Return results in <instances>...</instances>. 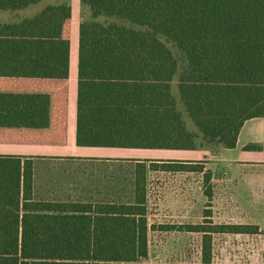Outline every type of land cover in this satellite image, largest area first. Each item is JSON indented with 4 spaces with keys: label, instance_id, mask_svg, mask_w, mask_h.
<instances>
[{
    "label": "trees",
    "instance_id": "obj_1",
    "mask_svg": "<svg viewBox=\"0 0 264 264\" xmlns=\"http://www.w3.org/2000/svg\"><path fill=\"white\" fill-rule=\"evenodd\" d=\"M38 1L0 0V10ZM81 2L95 15L139 28L80 24L76 145L194 148L170 92L176 62L157 35L187 58L179 98L204 137L232 148L243 122L263 115L264 0ZM69 13L66 0L18 23H0V76L66 78L69 40L60 29ZM33 166L30 157L0 155V264H140L147 256V170L203 173L210 180L199 162L137 160L130 204L43 201L33 198ZM186 228L203 232L200 264H211L212 233L257 231Z\"/></svg>",
    "mask_w": 264,
    "mask_h": 264
},
{
    "label": "rangeland",
    "instance_id": "obj_2",
    "mask_svg": "<svg viewBox=\"0 0 264 264\" xmlns=\"http://www.w3.org/2000/svg\"><path fill=\"white\" fill-rule=\"evenodd\" d=\"M68 3L70 6L69 1ZM77 4V21H72L69 13L61 30V35L70 41L72 57L74 51L79 50L81 23L97 22L103 25L117 23L139 28L116 17L95 15L89 4L82 3L81 0H77ZM8 14L10 12L0 11V22L4 21ZM157 37L176 62V71L170 82V92L186 130L193 136L194 148L105 147L118 150V158L93 161L69 156L33 157V198L125 203L130 200L131 182L137 160L199 162L203 165L204 172H210L209 181H205L203 173L151 171L146 174V182L151 204V264H200L201 235L186 234L182 230L183 226L176 222L170 223L187 215L194 224L197 217L198 224L212 227L211 217H219L218 214L222 211L221 205L219 207L218 204L213 203L211 197L205 196V192L212 194L213 180L224 176L223 171L218 172L213 168L212 160L213 150L221 146L203 136L179 98L178 79L180 73L187 68L186 56L173 40L163 35ZM185 191L188 192L186 195ZM254 240L256 237H252L253 245ZM242 245L241 238L214 235L211 242V264H264V251L253 249L248 251ZM139 263L147 264L144 259H140Z\"/></svg>",
    "mask_w": 264,
    "mask_h": 264
},
{
    "label": "crops",
    "instance_id": "obj_3",
    "mask_svg": "<svg viewBox=\"0 0 264 264\" xmlns=\"http://www.w3.org/2000/svg\"><path fill=\"white\" fill-rule=\"evenodd\" d=\"M65 1L40 0L22 9L0 10L10 12L0 23H18L39 13L46 6L60 5ZM67 1L71 6L70 18L72 21H77V0ZM66 21V18H63L60 34ZM77 62L78 52L74 51L73 57L71 56L69 41L66 78L0 76V155L32 159L33 157L69 156L92 161L118 158L119 151L113 148L76 145ZM212 160L213 168L218 172L223 171L224 175L222 178L213 180L212 183L213 203L222 207L219 217H211L212 226L257 227L254 233L219 232L212 233V237L230 235L241 238L242 247L248 251L251 249L264 251V98L263 115L245 120L237 133L235 146L218 147L213 150ZM147 172L151 171L147 170ZM131 183L130 200L125 202L129 204L133 202V177ZM187 193L184 192L185 195ZM149 201L150 194L146 182L147 256L143 259L147 264H151L152 227ZM88 202L105 201L89 200ZM195 220L194 224L190 216L184 215L170 224L176 222L183 226L182 230L186 234H200L202 243L203 232H193L186 228L201 225L198 224L197 217ZM252 237H256L254 245L251 243ZM199 250L201 251V244Z\"/></svg>",
    "mask_w": 264,
    "mask_h": 264
}]
</instances>
